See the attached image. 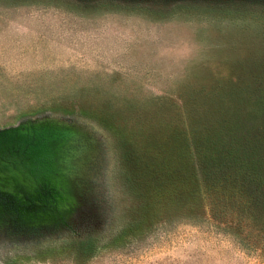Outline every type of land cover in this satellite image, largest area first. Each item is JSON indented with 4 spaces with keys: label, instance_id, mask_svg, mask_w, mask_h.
<instances>
[{
    "label": "rangeland",
    "instance_id": "obj_1",
    "mask_svg": "<svg viewBox=\"0 0 264 264\" xmlns=\"http://www.w3.org/2000/svg\"><path fill=\"white\" fill-rule=\"evenodd\" d=\"M230 127L264 156V1L0 0V132L57 192L0 194V264H264L190 177Z\"/></svg>",
    "mask_w": 264,
    "mask_h": 264
},
{
    "label": "trees",
    "instance_id": "obj_2",
    "mask_svg": "<svg viewBox=\"0 0 264 264\" xmlns=\"http://www.w3.org/2000/svg\"><path fill=\"white\" fill-rule=\"evenodd\" d=\"M253 1V0H251ZM258 2L264 0H256ZM226 122L219 124L222 128ZM233 127L225 128L224 132L216 133L213 138L204 137L199 144L204 147L195 148L193 156V166L190 170V177L194 179L195 184L203 187L198 189V193L203 198L212 200L213 202L230 201L237 205V210L253 216L259 215V230L264 234V156L253 151L245 146L244 142L240 143L241 136L230 130ZM230 130V131H229ZM242 140V139H241ZM245 140V139H244ZM158 169L153 170L152 177L158 179L162 177ZM160 187H166L161 184ZM194 188H190L187 192L191 196H195ZM160 189V193L163 192ZM211 202V201H210ZM204 209L207 211H229L232 210L231 205L222 204L223 209L219 204L205 203Z\"/></svg>",
    "mask_w": 264,
    "mask_h": 264
},
{
    "label": "water",
    "instance_id": "obj_3",
    "mask_svg": "<svg viewBox=\"0 0 264 264\" xmlns=\"http://www.w3.org/2000/svg\"><path fill=\"white\" fill-rule=\"evenodd\" d=\"M8 135L7 131L0 132V194L21 193L20 197L29 201L33 206L32 201L26 199L24 193L28 192L32 196L39 190L41 193L38 195L46 194L51 202H56L57 192L53 187L47 189L43 187L44 184H40L36 179L32 165V159L35 156V142L24 141L22 145H13L11 140L17 139V137ZM25 174L29 175L31 182L24 177Z\"/></svg>",
    "mask_w": 264,
    "mask_h": 264
}]
</instances>
